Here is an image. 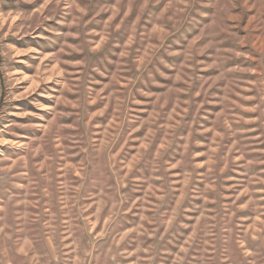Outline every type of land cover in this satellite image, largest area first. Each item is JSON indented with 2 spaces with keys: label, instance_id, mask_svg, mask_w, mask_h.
<instances>
[{
  "label": "rangeland",
  "instance_id": "obj_1",
  "mask_svg": "<svg viewBox=\"0 0 264 264\" xmlns=\"http://www.w3.org/2000/svg\"><path fill=\"white\" fill-rule=\"evenodd\" d=\"M174 2L175 0H47L44 15H48L49 19L21 39L20 33L23 32V28H18L23 24L21 15L31 13L35 18L36 8L45 3V0L34 2L4 0L0 3V34L6 42H15L17 47H25L28 44L36 46L39 41L44 50L51 53L59 51L65 41L70 44L80 42V37L75 34L79 27L75 19L80 17L85 30L95 38L98 45L94 59L103 61L107 57L116 62L107 65L110 75L96 74L98 82L94 87L97 95L101 97L108 95L109 88L114 91L124 90L129 97L137 95L140 102L133 103L130 107L137 110L136 115L145 120L153 118L158 98L139 96L137 89L141 86L140 77L155 72L156 67L160 68L163 75L159 76L158 83L153 85V88L160 89L165 84L169 87L175 84L179 88H187L188 92L180 93L183 99L196 92L197 94L179 109L169 99L164 103L160 113L155 114L154 125L148 128L135 126L134 131L131 121L121 123L109 116L113 108L106 107V101L97 99L90 105L98 112L93 123L99 122L96 123L93 136L101 135V124L110 132L117 133L111 136V139L119 146V155L128 157L125 181L131 179L133 185L143 186L141 191L134 194L136 198L127 208L124 205L120 206L124 209L125 219L120 221L116 228L120 230L125 223L129 229L138 227L139 225L133 221L139 220L134 213L141 203L145 205L143 211L148 215L158 204L167 206L170 200L167 196H161L159 181L155 184L148 182L151 173L142 178V170L148 161L157 158L167 160L172 153L188 155L194 152L191 159L202 173L210 170L208 154L226 156L231 163L224 166L220 172V175L226 178L223 200L226 204L234 203L239 206L238 211L233 213L230 219L234 221L235 229H242L241 235L247 237V242L240 244V257L250 260L252 253L248 242L259 244L264 237V215L257 213L239 185L256 177L257 174L264 181V135H262L264 113L261 112L264 104L260 102L264 100V84L260 83L264 79V72L260 71V66L264 65V30L253 27L256 19L251 14L255 13L256 9L250 7L245 11L243 5L239 8L231 7L230 2L234 4L235 0H182L181 6L186 10L182 15H186L187 20L170 15L174 12L172 8ZM225 16L228 17L227 20L224 19ZM58 20L61 23L57 24ZM169 25L173 26L171 30ZM208 25H213L212 30L207 37L201 36ZM48 26H55L62 35L46 32ZM14 32L17 35H13ZM105 32L110 34L108 39H105ZM41 35L50 36L52 39L43 40ZM196 36L201 38L196 40L195 45L189 50L188 45ZM165 49H168L170 54L165 53ZM162 53L167 62L174 65L173 67H165L158 61L157 58ZM80 57L81 53L76 50H73L72 56H65L66 59L73 60ZM27 58V55H20L16 60ZM214 59L216 63L212 62ZM130 60L131 65L128 63ZM2 63L3 58L0 57V64ZM67 67L77 69L81 65L73 63ZM15 68L23 69L24 65L15 64ZM132 73H135L137 78H134ZM184 73L197 75L192 79V83H188ZM26 74L31 75L32 70H27ZM6 79L5 71H0V108L7 107L10 103L13 106L10 111L30 112L32 105L28 101L32 97L26 93L31 84L27 80L17 83L13 88L16 98L9 102L6 100L8 96ZM52 83L49 80L46 85L38 84L37 91L51 86ZM225 95L228 97L227 102L232 106V119L236 121L234 124L228 123L226 127L229 130L236 129L234 137H227L218 128L213 127V122L221 121L223 114L222 105L215 101ZM75 96V92H68L70 99ZM209 97V102L205 103V99ZM40 99L43 100L44 97ZM164 113L168 116V127L156 131V127L164 123L161 120ZM204 115H207V120L203 119ZM10 119L25 125L17 128V132L26 134L25 138L31 133L44 135L39 128L29 126L39 123L35 116L14 115ZM197 120L200 121L199 124ZM66 131L75 132L76 129L72 127ZM149 136L151 142H148ZM63 148L64 144L57 142L53 150L61 151ZM238 149H243L245 155L242 156ZM0 150L6 155H12L13 159L16 158L13 154L22 152L15 144H0ZM68 151L69 157L62 160L60 166L55 169V180L53 170L47 167L48 161L37 154L33 160V167L38 175H46L45 179L33 183L20 176H13L12 180L4 183L0 189V242L5 237L10 241H19L21 250L17 256L21 264H41V250L48 253L46 259L49 264H97L95 249L89 251L86 247L82 248L74 243L75 228L82 222L88 223L90 236H95L99 240L108 239L104 232L111 222L101 201L87 198L75 201L72 199L73 196L83 195L84 188L81 185L87 186L89 178L82 171L80 157L75 153V149ZM245 160L249 162L247 175H244V168L238 167ZM65 171L69 173L72 183L64 185L57 194L55 189H49L48 185L54 183L63 185ZM167 171L171 180L176 182L175 202L179 207L186 203V197L180 191L186 185L180 182L182 178L178 174L180 172L178 163H173ZM231 185H236L237 188H232ZM203 186L211 187L207 184ZM261 186L252 185L255 188ZM123 187L127 189L128 183L125 182ZM260 194L264 193H258ZM92 195L95 196L96 193L93 192ZM61 196L68 197L66 203L72 206L71 210L59 203ZM197 202L209 207L214 204V201L207 197L198 198ZM85 205L87 206L84 207ZM81 207H84L83 221L74 215L79 213ZM186 214L195 215V219L190 221L192 228L181 229L183 243L179 246H164L169 238V234L165 233L161 241L162 247L154 250L158 251L159 255H153L147 250L137 252L135 245L129 244V237L134 235V232L128 231L117 245L123 254L119 259L126 257L127 261L134 264H158V261L167 257L165 264H189L190 260H195L196 264H211L210 260L206 262L197 258L217 256L223 252V248L221 247L220 252L213 251L211 235L207 239H201L200 228L204 223L202 215L193 214L190 209H186ZM208 220L215 223L211 212ZM177 221L184 222L182 217L177 216L169 228V233H175ZM142 223L151 226L147 222ZM69 228L73 229L72 234H69ZM121 234L123 235V232ZM147 239L151 242L155 237L149 233ZM116 259L118 258L113 257V264ZM224 264L227 262L224 261Z\"/></svg>",
  "mask_w": 264,
  "mask_h": 264
},
{
  "label": "clouds",
  "instance_id": "obj_2",
  "mask_svg": "<svg viewBox=\"0 0 264 264\" xmlns=\"http://www.w3.org/2000/svg\"><path fill=\"white\" fill-rule=\"evenodd\" d=\"M2 2L4 0H0V3ZM181 4L182 0H175L172 4L174 12L170 15L178 19L187 20L188 17L182 15L186 10ZM241 5H243L245 11L250 7L256 9L255 13L251 14L256 19L253 27H259L264 30V0H235L234 4L230 2V6L234 8H239ZM46 7L47 0L36 8L35 18H33L31 13H23L21 15L23 24L18 26V28H23V32L20 33L21 39L23 36L30 35L31 32L35 31L36 27H39L45 20L49 19L48 15H44V9ZM224 19L227 20L228 17L225 16ZM75 22L79 25L75 34L80 37V42L70 44L65 41L64 46L59 51H53L51 53L46 52L39 44V41H37L36 46L28 44L25 47H17L15 42H6L3 35L0 34V57L3 58V63L0 64V71H5L7 77L8 96L6 100L10 102L16 98V92L13 91V88L23 80H27L31 84L26 95L32 97L28 101L32 105L30 112L10 111L9 109L13 107L10 103L7 107L0 108V144H15L18 148L22 149V152L13 154L16 157L15 159L12 158V155H6L3 150H0V189H2L4 183L11 181L13 176H20L22 179H27L33 183L45 179L46 175H38L33 167V160L37 154L42 159L48 161L47 167L53 170V180H55V169L60 166L62 160L69 157L68 150L75 149V153L80 157L82 171H84V174L89 180L87 186L81 185L84 188L83 195L79 197L73 196L72 199L75 201L76 199L84 200L87 198L89 200L97 199L101 201L102 207L107 209L106 214L111 222L104 232V235L108 237L107 240H99L95 236H90L88 234L87 222H82L75 228L74 243L80 245L82 248L86 247L89 251L95 249L97 251V264H113V257L118 258L115 264H134V262L127 261L126 257L119 259L123 254L117 248V245L128 234V231L134 232V235L129 237V244H134L137 252L147 250L149 253H153V255H159V252H154V250L162 247L161 241L165 233L169 234V238L165 241L164 246H179V244L183 243V232L181 229L192 228L193 225L190 221L195 219V215L186 214V209H190L193 214H200L204 217V223L200 228L202 233L201 239H207L211 235L212 243L214 244L213 251L220 252L221 247L223 248V252L217 256L211 258L201 256L197 260L204 259L206 262L210 260L211 264H224V261L227 264H264V237L261 238L259 244H251L248 242L252 259L249 260L240 257V244L241 242H247V237L241 235L242 229H235V223L230 219V216L238 211L239 206L234 203L226 204L223 200L226 178L221 176L220 172L224 166L231 163L226 156L208 154L211 162L210 170H205L202 173L198 171L191 159V156L195 154L194 152L188 155L172 153L167 160L157 158L148 161L142 170V178L147 177L151 173V179L148 182L155 184L156 181H159L161 196H167L170 200L167 206L162 203L158 204L157 207L150 210L148 215L143 211L145 205L141 203L137 206V212L134 213V215L139 217V220L133 221V223L139 226L129 229L127 223H125L120 230H117L116 225L125 219L124 209L120 206L124 205L127 208L132 200L136 198L134 194L141 191L143 186L133 185L131 179L125 181L124 176L128 168V157H121L119 155V146L111 139V136L117 133L110 132L109 129L104 128L103 124H101V135L97 137L93 136L96 123L99 122L93 123L94 117L98 115V112L92 109L90 105L97 99L106 101L105 106H111L113 108L109 116L121 123L126 120L131 121L134 125L132 128L134 131L135 126L148 128L154 125L155 114L160 113L164 103L169 99L179 109L197 93L192 92L187 99H183L180 93L182 91L188 92L189 89L187 88L182 89L175 84L170 87L165 84L160 89L153 88V85L158 83L159 76L163 75L160 68L156 67L155 72H149L146 76L140 77L141 86L137 89L139 96L158 98V101L155 103L152 119L145 120L136 115L137 110L130 107L131 104L140 102L137 95L129 97L128 93L124 90L114 91L109 88L108 95L98 96L97 90L94 87L98 82L96 74L110 75L107 65L116 62L107 57L103 61L95 60L94 55L98 51L95 38L85 30L80 17H76ZM56 23L59 24L61 21L58 20ZM168 27L171 30L173 26L169 25ZM212 28L213 25H208L207 30L201 33V36L207 37ZM45 31L51 32L54 35H62L55 26H48ZM69 34L71 35L72 33ZM13 35H17V33L14 32ZM104 36L105 39H108L110 34L105 32ZM201 36H196L191 41L188 45L189 50H191L196 40H199ZM41 39L51 40L52 37L41 35ZM73 50L79 51L81 57L76 60L66 59V55L72 56ZM165 53H168V49H165ZM20 55H27L28 58L25 60H16V57ZM157 59L165 67L174 66L167 62L163 53ZM212 62L216 63V60L214 59ZM73 63L79 64L81 67L77 69L67 67V65ZM128 63L131 65L132 61L130 60ZM15 64H22L24 68L16 69ZM27 70H32V74L27 75ZM260 71L264 72V65L260 66ZM132 75L134 78H137L135 73H132ZM196 75V73H184V77L188 83H192V79ZM49 80L53 82L51 86H46L40 91H37L38 84L46 85ZM260 83L264 84V79ZM69 91L75 92L76 96L70 99L68 97ZM41 97H44V99L41 100ZM209 99L210 97L206 98L204 102L208 103ZM227 99L228 97L225 95L215 101L222 105L223 114L221 121L213 122V127L218 128L227 137H234L236 135V129L229 130L226 127L228 123L234 124L236 122L232 119V106L227 102ZM145 102L149 104L153 103V101ZM260 102L264 104V100ZM49 104H51V107H49ZM37 109L41 111H37ZM261 112L264 113V108H261ZM14 115H32L37 117L39 123L29 126L39 128L44 132V135L38 136V133H31L25 138L26 134L17 132V128L25 127V125L18 124L16 121L10 119ZM167 119V113H164L161 116V120L164 123L158 125L155 130L159 131L160 128L166 129L168 127ZM203 119L207 120V115H204ZM197 123L199 124L200 121L197 120ZM175 126L172 125V127ZM72 127L76 129L75 132L66 131V129ZM101 136L103 137V141H101ZM147 139L148 142H151L150 136ZM57 142L64 144V148L61 151L53 150ZM238 151H240L242 156L245 155L243 149H238ZM162 156L163 154L161 153ZM173 163H178L180 168L178 174L182 178L180 182L186 185L185 188L180 189L186 197V203L179 207L176 206L175 202L176 190L174 189V183L176 182L171 180V176L167 171L169 167H172ZM238 167L245 169L244 175L248 174L249 162L247 160ZM12 169L16 171H12ZM24 169L26 171H21ZM64 176L65 180L63 185L54 183L48 185L49 189H55L58 194L64 185L72 183L67 171H65ZM197 181L201 183H197ZM125 182L129 185L127 189L123 187ZM204 184L210 185L211 187L205 188L203 186ZM253 184H260L262 186L255 188L252 187ZM230 187L237 188L236 185H231ZM239 188H242L244 194L249 197V203L253 205L257 213L264 215V194L258 195V193H264V181L260 179L259 174L240 184ZM93 192L96 193L95 196L92 195ZM205 197L214 201L211 207L197 202L198 198L203 199ZM9 198L11 199V196ZM67 200L68 197L61 196L59 203L64 204L71 210L72 206L67 205ZM84 207L79 209L78 214L74 213L77 219L81 221H83ZM210 212L215 223H210L208 220ZM177 216L182 217L184 222L180 223L177 221L175 233H169V228ZM142 222H147L151 226L148 227ZM234 229L235 231H233ZM122 232L123 235L121 234ZM72 233L73 229L69 228V234ZM149 233L155 237L151 242L147 239ZM20 250L19 241H10L7 237L3 238V241L0 242V264H21L17 256ZM205 251L207 250L205 249ZM47 256L48 253L41 250V264H49V261L46 259ZM166 259L167 257H164L158 261V264H165ZM189 264H196V261L190 260Z\"/></svg>",
  "mask_w": 264,
  "mask_h": 264
}]
</instances>
